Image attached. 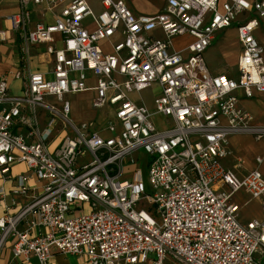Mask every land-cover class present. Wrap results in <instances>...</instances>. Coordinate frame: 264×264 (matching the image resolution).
Here are the masks:
<instances>
[{
    "label": "built area",
    "instance_id": "obj_1",
    "mask_svg": "<svg viewBox=\"0 0 264 264\" xmlns=\"http://www.w3.org/2000/svg\"><path fill=\"white\" fill-rule=\"evenodd\" d=\"M63 1L19 0L8 27L0 25V43L17 34L25 62L31 44L52 56L49 70L0 75V177L20 163L27 173L16 176L14 195L29 193L31 176L40 182L18 212L4 206L0 249L11 238L13 257L36 264H48L52 248L81 264H264V218L241 222L233 200L240 190L263 197L264 176L258 166L238 175L222 163L231 136L264 139V123L237 95L264 94V48L254 34L264 0H165L153 15L124 0H68L51 22L28 27L30 4ZM233 24L237 74L211 73L204 52ZM184 34L192 39L174 48ZM151 86L152 108L130 97ZM89 90L93 108L111 109L101 126L70 117L65 95Z\"/></svg>",
    "mask_w": 264,
    "mask_h": 264
},
{
    "label": "crops",
    "instance_id": "obj_2",
    "mask_svg": "<svg viewBox=\"0 0 264 264\" xmlns=\"http://www.w3.org/2000/svg\"><path fill=\"white\" fill-rule=\"evenodd\" d=\"M124 1L134 13L145 14V15L156 14L157 12L161 10V8L163 7L165 3V0H124ZM67 2L68 0H64L62 3L54 6L51 9H48L45 4H36V5L30 4L29 5L30 13H29L28 27L33 28L35 24L41 20L44 22H51L53 15L57 13L59 9L61 8V6ZM18 9H19V0H0V25L1 27H4V28L8 27L7 16L11 13L18 11ZM261 21L263 22L264 19ZM258 28L254 31V34L259 40L258 35L260 34L259 32L256 33ZM231 30L232 31L227 33L228 35H231V36L234 34L235 38L232 36L234 40L232 39L231 41L232 42L236 41L237 43H239L237 39L235 24L231 28ZM154 34L161 36V32L159 30H156ZM59 38H60L59 35L56 34L55 35L56 45H60V42L58 41ZM20 45H21V40L18 37V35L15 33H11L4 42L0 43V75L7 71H13L16 69H21L23 71V74L25 75L27 69H29L30 71H36V70L46 71L51 68L52 56L46 53L44 43L31 44L32 46L30 47V52H29L28 59L26 62L24 61V59H22V56L20 53ZM239 53H240V45L237 51V57ZM204 60H205V57H204ZM236 61L233 63L234 72L231 74H228L232 77H234L237 74L236 69H235ZM209 70L211 73H224L220 69V67H218L215 70H211L209 68ZM22 83H23V78L10 80V83H9L10 92L13 94H19L21 91ZM91 92L93 96V91ZM237 95L239 98L238 105L241 108L250 111L254 115L256 122L264 123V94L256 93L252 98H246L244 97L243 92L239 90L237 91ZM230 143H233L234 146H237L241 150L242 149L250 150L246 147L245 144L240 145L239 143H237L236 140L233 139V137L229 138V148L231 145ZM258 143L259 145L256 148L251 149V151L259 152L260 149L264 147V139L258 141ZM259 155L260 154H256L253 158L254 159L253 161L255 163L254 168L258 166V168L261 170V165H263L264 160L259 165H257L255 161V157ZM227 157L228 156L222 159V163L225 167L233 169L231 166L227 164L228 163ZM234 170L236 171L238 175H243L245 173V172H239L236 169ZM20 173H27V171L25 170L24 165L20 163H16L12 166L11 173H10L11 176L8 179H6L5 181H2L0 177V186H2L4 189V197L2 198L0 196V217L5 214L4 206L6 204L10 206L9 212L16 213L19 211L20 208H22L24 205H26L31 200L32 195H35L39 191L40 182H38L33 176H31L28 181V185L30 187L29 193L27 195H14L12 193V188L16 184V176ZM239 192H242L244 195H246V197L243 200L235 199L234 196L237 193L236 192L233 196V200L240 206V210H241L242 207H244V205L248 203L249 200L252 198L244 190H240L238 191V193ZM263 197L253 198V199L261 201ZM238 216H239L240 221L245 223L254 218L261 219L263 215H260L259 217L257 216L247 217V216H243L239 212ZM27 219L30 220L32 218L31 216H28ZM18 227L20 229L27 228L28 227L27 221L21 220ZM30 231H32L33 233H36L38 232V228H31ZM12 242L13 240L11 238H8L3 244L2 248L0 249V264H36L37 263V259L33 256L29 257L27 261H24L22 258L13 257L11 250H10ZM48 264H81V260L75 255L60 253L55 248H52L51 257L49 259Z\"/></svg>",
    "mask_w": 264,
    "mask_h": 264
},
{
    "label": "rangeland",
    "instance_id": "obj_3",
    "mask_svg": "<svg viewBox=\"0 0 264 264\" xmlns=\"http://www.w3.org/2000/svg\"><path fill=\"white\" fill-rule=\"evenodd\" d=\"M234 24L228 28L216 32L215 38L213 39L211 45L205 50L204 57L208 67L211 70H215L218 67L226 73L231 74L234 72L233 63L237 59V51L239 49V43L236 41L232 42L234 34L228 35L227 33L232 31L231 28ZM258 38L264 48V21H260V25L256 33H258ZM192 38L188 34L175 36L172 38V44L174 48L184 47ZM234 40V39H233ZM264 55V52H263ZM224 63V64H223ZM157 89L154 86L143 89L139 92H131L130 97L137 103H142L148 108H152V98L155 95ZM65 98L69 100L71 106L70 117L75 122H84L88 120H94L97 122L98 126H101L105 119L111 116V109L108 106L101 107L99 109L93 108L91 105L92 92L83 91L79 93H69L65 95ZM248 106V105H247ZM250 107V106H249ZM155 122L161 123L162 117L155 115L153 117ZM234 140L240 145L245 144L250 150L239 149L230 143L229 153H228V165L239 172H247L254 168V156L260 154L259 156H264V147L260 151H251V149L256 148L259 143L255 141L250 136L247 135H233ZM239 158V159H237ZM263 166V167H262ZM262 174L264 176V163L261 165ZM146 190H148V185L145 184ZM246 195L242 192H237L234 196L235 199H244ZM264 197L260 200H254L253 198L249 200L248 203L242 207L239 212L243 216L253 217L260 215L264 216ZM154 206V205H153ZM152 205L142 204L140 207L146 208L151 214H154V209ZM262 216V218H264Z\"/></svg>",
    "mask_w": 264,
    "mask_h": 264
}]
</instances>
